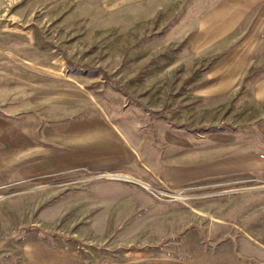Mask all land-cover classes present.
I'll list each match as a JSON object with an SVG mask.
<instances>
[{
    "label": "rangeland",
    "instance_id": "obj_1",
    "mask_svg": "<svg viewBox=\"0 0 264 264\" xmlns=\"http://www.w3.org/2000/svg\"><path fill=\"white\" fill-rule=\"evenodd\" d=\"M212 1L0 0V260L264 264V75L195 49Z\"/></svg>",
    "mask_w": 264,
    "mask_h": 264
},
{
    "label": "crops",
    "instance_id": "obj_2",
    "mask_svg": "<svg viewBox=\"0 0 264 264\" xmlns=\"http://www.w3.org/2000/svg\"><path fill=\"white\" fill-rule=\"evenodd\" d=\"M195 45L196 50L216 45L217 50L221 52V66L224 65L226 68L221 73L264 75V0H213L199 19ZM252 90L264 92V79H259ZM155 176L163 179L164 184L172 190L193 192L201 188L194 183L197 176L186 169L180 171L155 169L153 173L144 170L138 174V178L146 183H155ZM40 233L42 241L31 246L27 257L17 264H81L75 251L50 246L44 240L47 235ZM7 263L14 262L0 260V264ZM146 264L185 263L162 258L149 260Z\"/></svg>",
    "mask_w": 264,
    "mask_h": 264
},
{
    "label": "built area",
    "instance_id": "obj_3",
    "mask_svg": "<svg viewBox=\"0 0 264 264\" xmlns=\"http://www.w3.org/2000/svg\"><path fill=\"white\" fill-rule=\"evenodd\" d=\"M97 264H111V263L106 262V261H103V262H99V263H97Z\"/></svg>",
    "mask_w": 264,
    "mask_h": 264
}]
</instances>
